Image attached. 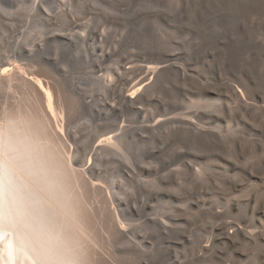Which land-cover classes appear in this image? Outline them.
Wrapping results in <instances>:
<instances>
[{"label":"rangeland","instance_id":"374dc122","mask_svg":"<svg viewBox=\"0 0 264 264\" xmlns=\"http://www.w3.org/2000/svg\"><path fill=\"white\" fill-rule=\"evenodd\" d=\"M5 62L34 77L80 165L91 155L93 182L115 190L109 205L86 195V264H264V0H0ZM127 63L157 77L138 105L113 107ZM120 126L122 158L97 156ZM115 207L130 234L95 236L96 213L111 224Z\"/></svg>","mask_w":264,"mask_h":264},{"label":"bare ground","instance_id":"6f19581e","mask_svg":"<svg viewBox=\"0 0 264 264\" xmlns=\"http://www.w3.org/2000/svg\"><path fill=\"white\" fill-rule=\"evenodd\" d=\"M5 68L8 69L7 72L3 71ZM157 73L156 68L144 66L138 69L131 63L119 68L115 73L112 106H136L145 100L153 88L152 82L145 84L147 76L150 75V79L154 80ZM128 75H132L131 80L125 83L124 77ZM140 75L145 77L134 81ZM35 86L34 77L19 66L8 62L0 65V95L5 98L0 110V264H86L81 249L84 243L81 227H88L90 222L83 209L86 195L90 193L94 197L99 193L105 196V192L97 182H93L97 178L90 170L91 155L86 163L84 160V164L80 165L81 161L77 158L79 153L68 147L67 135L63 134L66 131L63 118H58L59 112L52 105L49 96L43 93V88L41 95L37 96ZM234 91L237 99L241 100L243 94L237 88ZM58 92L59 88L57 95ZM73 105L75 104H65L67 108L61 106V116L65 112L69 118ZM261 117L264 120V108ZM193 127L199 131L197 126ZM71 128L69 124L67 134H72ZM117 130L119 134L98 137L93 146L97 156L107 153L122 158L121 133L125 126H120ZM79 178L90 186L88 192L80 185ZM102 180L103 178L100 184L105 185ZM95 186L99 192L95 190ZM107 186L103 188L107 190L105 201L109 198V205L113 202L111 196L115 195V190ZM117 210V207L110 210L111 224L99 214L100 209L97 216H93V228L98 233L95 232V236L103 238L105 234L107 239H113L121 234H130L128 225L117 216ZM162 224L165 225L164 222ZM221 230L225 240H233L232 228L223 226ZM92 234L90 238L94 237ZM245 234L249 235V232L245 231ZM187 264H199V261L192 260Z\"/></svg>","mask_w":264,"mask_h":264},{"label":"snow or ice","instance_id":"6c2138e0","mask_svg":"<svg viewBox=\"0 0 264 264\" xmlns=\"http://www.w3.org/2000/svg\"><path fill=\"white\" fill-rule=\"evenodd\" d=\"M3 71H4V72H7V71H8V69H7V68H5V69H3ZM106 139H110V138H106Z\"/></svg>","mask_w":264,"mask_h":264}]
</instances>
